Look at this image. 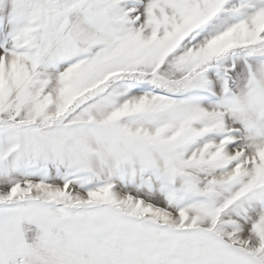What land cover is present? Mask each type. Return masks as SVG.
<instances>
[{"label":"snow or ice","instance_id":"obj_1","mask_svg":"<svg viewBox=\"0 0 264 264\" xmlns=\"http://www.w3.org/2000/svg\"><path fill=\"white\" fill-rule=\"evenodd\" d=\"M0 264H264V0H0Z\"/></svg>","mask_w":264,"mask_h":264}]
</instances>
